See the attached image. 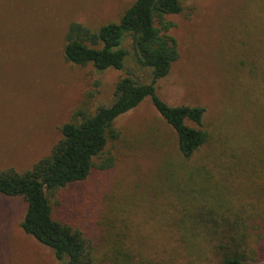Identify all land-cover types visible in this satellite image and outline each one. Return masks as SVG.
<instances>
[{"label":"rangeland","instance_id":"1","mask_svg":"<svg viewBox=\"0 0 264 264\" xmlns=\"http://www.w3.org/2000/svg\"><path fill=\"white\" fill-rule=\"evenodd\" d=\"M133 1L0 0V169L31 168L61 138L62 124L81 119L74 118L76 111L93 114L113 102L121 77L132 73L149 80L132 54L124 69L98 70L64 58L71 22L97 30L118 21ZM168 18L179 58L159 80L158 94L171 105L206 108L211 140L195 160L213 163L207 156L211 144L220 149L224 143L237 148L238 168L250 167L242 153L258 132L254 120L260 111L243 103L253 94L245 68L264 58V45H258L264 36V0H185L184 10ZM124 45L131 50L129 39ZM115 127L119 138L95 159L88 178L50 196L53 214L80 229L98 255L114 241H132L146 252L163 242L175 248L177 221L187 206L175 186L181 175L167 172L184 163L176 133L150 99L118 117ZM109 156L113 165L101 168ZM25 210L22 197L0 194V264L57 263L50 247L23 231ZM257 252V264H264V246ZM143 257L144 264H184L175 251Z\"/></svg>","mask_w":264,"mask_h":264},{"label":"trees","instance_id":"2","mask_svg":"<svg viewBox=\"0 0 264 264\" xmlns=\"http://www.w3.org/2000/svg\"><path fill=\"white\" fill-rule=\"evenodd\" d=\"M184 1L134 0L118 21L97 30L81 22H71L67 28L63 48L67 62L91 64L98 70L124 69L132 54L137 66L148 71L149 80L132 73L121 77L115 84L113 102L99 106L93 114L76 111L74 118L81 119L62 124L61 138L31 168L22 172L14 167L0 169V194L26 201L21 227L54 251L55 264H144L143 256H171L174 251L184 264H257V248L264 246V58L245 68L253 94L243 103L260 111L254 120L258 128L252 134L254 142L242 153L250 167L238 168L237 148L224 143L220 149L211 144L207 156L213 163L195 160L211 140L204 124L206 108L171 105L158 94L157 86L179 58L178 40L171 33L174 24L168 16L181 13ZM127 39L131 50L124 45ZM258 45H264V36ZM145 99L151 100L175 131L178 155L184 160L167 170L181 175L175 186L187 202L185 214L177 221L179 238L175 248L163 242L154 252L153 245L146 252L132 241L131 245L114 241L98 255L80 229L55 218L50 196L88 178L95 159L111 140L119 138L116 119ZM113 163L109 156L100 167L106 169Z\"/></svg>","mask_w":264,"mask_h":264}]
</instances>
